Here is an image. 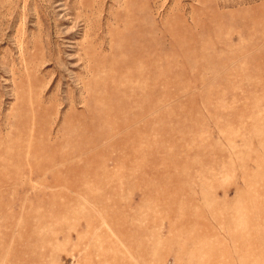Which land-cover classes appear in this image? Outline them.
I'll use <instances>...</instances> for the list:
<instances>
[{
	"label": "rangeland",
	"instance_id": "1",
	"mask_svg": "<svg viewBox=\"0 0 264 264\" xmlns=\"http://www.w3.org/2000/svg\"><path fill=\"white\" fill-rule=\"evenodd\" d=\"M0 264H264V0H0Z\"/></svg>",
	"mask_w": 264,
	"mask_h": 264
}]
</instances>
